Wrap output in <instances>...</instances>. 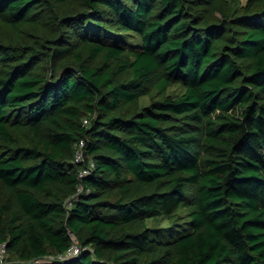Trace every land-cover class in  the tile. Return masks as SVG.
Returning <instances> with one entry per match:
<instances>
[{"label":"trees","instance_id":"trees-1","mask_svg":"<svg viewBox=\"0 0 264 264\" xmlns=\"http://www.w3.org/2000/svg\"><path fill=\"white\" fill-rule=\"evenodd\" d=\"M78 1L0 0L5 264H264V7ZM152 80L183 92L124 112ZM187 204L167 243L144 225Z\"/></svg>","mask_w":264,"mask_h":264},{"label":"rangeland","instance_id":"rangeland-1","mask_svg":"<svg viewBox=\"0 0 264 264\" xmlns=\"http://www.w3.org/2000/svg\"><path fill=\"white\" fill-rule=\"evenodd\" d=\"M72 6H80L81 2L78 0H70ZM216 15L221 16L224 13L233 14V13H243V12H252L264 7V0H217L216 3ZM35 17H38L36 15ZM10 33L6 28L0 26V35ZM129 40V39H128ZM130 77L129 72L125 71L120 76V80H126ZM183 92V87L180 84L169 85L165 90L160 89L156 85L155 80H152L148 94L140 97L137 102H135L130 107H124V112L139 110L143 106L148 105L153 100H159L164 98L167 95L178 96ZM9 193L0 187V202L5 201L9 198ZM191 209V206L187 204L186 206L179 207L176 212L171 217L160 216L145 221L144 225L148 227L151 231L154 232L156 238L162 239L165 243L170 239L169 237H163L162 234H167L169 231L177 229V231L183 230L185 227L184 222L188 219V213ZM167 244L159 245L156 247L158 255L164 256L167 259H171V249L166 248ZM169 254H166V253ZM151 256H149L150 259ZM45 260V258H44Z\"/></svg>","mask_w":264,"mask_h":264},{"label":"built area","instance_id":"built-area-1","mask_svg":"<svg viewBox=\"0 0 264 264\" xmlns=\"http://www.w3.org/2000/svg\"><path fill=\"white\" fill-rule=\"evenodd\" d=\"M82 123L84 126H87L89 124L88 118H84L82 120ZM85 142L84 140H79L74 144V153H73V161L75 163H81L84 164L82 169L80 170L78 174V180L79 183L77 185L76 193H83V192H88L89 189H87L84 184L82 183V180L84 176L88 175L92 169L95 167V162L93 159L88 158L85 154ZM72 198L69 197L68 199L65 200V207L69 208L72 204ZM72 244L68 251L64 255L58 256L59 259H65L74 255H77L79 252V244L77 243L75 237L72 235ZM6 257H7V243L2 242L0 243V264H5L6 262Z\"/></svg>","mask_w":264,"mask_h":264}]
</instances>
